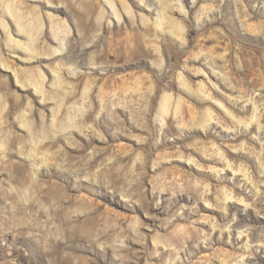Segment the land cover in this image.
I'll return each mask as SVG.
<instances>
[{
    "label": "rangeland",
    "instance_id": "obj_1",
    "mask_svg": "<svg viewBox=\"0 0 264 264\" xmlns=\"http://www.w3.org/2000/svg\"><path fill=\"white\" fill-rule=\"evenodd\" d=\"M9 1L0 264H264V0H113L118 18L101 0L88 34V0H12L40 18L34 48ZM117 25L153 52L116 70L99 51ZM35 77L47 99L20 88Z\"/></svg>",
    "mask_w": 264,
    "mask_h": 264
},
{
    "label": "bare ground",
    "instance_id": "obj_2",
    "mask_svg": "<svg viewBox=\"0 0 264 264\" xmlns=\"http://www.w3.org/2000/svg\"><path fill=\"white\" fill-rule=\"evenodd\" d=\"M11 1H9V2H7L5 4V9H6L5 12L9 13L13 18H16L17 19V21H16L17 24L20 25V27L22 26V28H23V29H19V32H24V34H26V36H28V40L30 41V46L34 48L35 40L33 38V34H34V31H35V28L36 29H39L38 22H39L40 18L38 16H34V21L33 22L29 21L30 23L25 24L26 22L24 21L25 23H21L20 20L22 21V19H23L22 18V15L20 16L21 13L20 14L17 13L16 6ZM83 1L85 3L87 0H83ZM158 1H160L159 3H161V0H158ZM100 2H101V0H88L87 4L85 5V7L83 9V13H82L81 17L83 19L82 26H83V30L85 31V34H88L89 31H90V29L93 28L95 25L99 26L100 19L104 16V13L105 12H104V9L103 8H105V5L102 4V8L99 10V3ZM104 2H105V4H108L109 5V7L111 9V13L118 18L119 15H118V13H116V7H115V3L113 2V0H104ZM119 3H120V5H119ZM117 6L118 7L121 6L122 9H123V11L125 12V14L126 13L127 14H131L130 7L124 1H122V0L117 1ZM81 8H82V6H81ZM5 12H3V13H5ZM95 14H96V16H95L96 18L95 19L97 20V22L94 20V15ZM228 15H229V13L223 14L221 18H216V19L212 20L211 22L207 23L206 25L201 26L202 32H207L209 30V28H211L213 26V24H223L224 21L228 20L227 19L228 18ZM154 25H155V28L161 29V27H162V18L160 20L155 21V24ZM168 25L170 27V31L171 32H174L175 34L178 33L180 35L182 34L183 27L177 21L175 22V21L171 20L168 23ZM127 26L129 27V24H127ZM116 27H117L116 31H112L110 33V36L107 37L102 42V48L99 51V54L101 56H105V58L108 61H110V62H112L114 64L113 66H111V68L112 67H115L116 70L117 69H120V66L121 65L118 64L120 61H124V62H129L131 60L133 61V60L137 59L138 57L140 58V56L150 55L153 52V51H151L150 48L145 47L143 45V43H145L146 41H148V39H146V36L143 33H140L139 31H135L134 30V32H132V33L126 35V36H120V33H121V31H123V28L124 27L122 25H117ZM21 30H23V31H21ZM207 38H209L211 41H213L212 38H210V37H207ZM11 40L12 39H9V41H11ZM17 44L20 46L19 43H17ZM189 46L190 47L193 46L192 40H188V46L187 47H189ZM185 50H187V49H185ZM34 51H36V50H34ZM161 76L162 77H165L166 76V72H163ZM107 78L113 84H115L117 82L116 80H118V78L116 76H114L113 74L108 75ZM18 82H20V84H21V87H20L21 89L23 87L27 86V85H31V86L34 87L35 92L43 95V97H42L43 99H47L48 98V97L46 98L47 95L44 96L45 94H44V90H43V79L41 80V79L35 77V78H30L28 80H19ZM206 84L207 83L200 84L201 90H203V88H204V86ZM168 85L169 86H172L173 84L168 82ZM187 89H189V88L187 87ZM163 96H162V99L163 100H162V102H161L160 105L161 106L163 105L162 107L167 108L168 102H170L169 101V96L165 95L164 98H163ZM17 105H18V103H17ZM58 107H60V106H58ZM176 109H177V106H176ZM58 111H59V108H58V110H56V113ZM54 113H55V111H54ZM68 118H70V117L68 116ZM54 119H55V117H54ZM24 126L27 127L28 132L32 136L33 133L35 132V131L34 132L32 131V125L29 122L26 121V122L23 123V127Z\"/></svg>",
    "mask_w": 264,
    "mask_h": 264
}]
</instances>
